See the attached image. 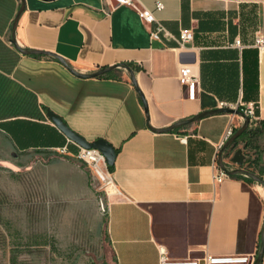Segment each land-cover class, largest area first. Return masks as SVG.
I'll use <instances>...</instances> for the list:
<instances>
[{
    "label": "crops",
    "instance_id": "0c3cea01",
    "mask_svg": "<svg viewBox=\"0 0 264 264\" xmlns=\"http://www.w3.org/2000/svg\"><path fill=\"white\" fill-rule=\"evenodd\" d=\"M136 6L152 10L169 36L151 38L153 23L114 0H0V164L32 171L55 236L64 228L58 239L66 241L68 264H158L159 245L173 258L257 254L264 130L260 146L238 142L222 151L232 168L237 148L249 152V169L263 182L237 175L216 181V144L229 124L242 125L241 115L214 112L167 131L151 127L241 102H253L264 123V0ZM182 29L192 39L180 45ZM183 65L197 77L193 96L178 78ZM47 110L87 141L103 138L114 147L111 185L97 186ZM63 145L68 151L58 152Z\"/></svg>",
    "mask_w": 264,
    "mask_h": 264
},
{
    "label": "rangeland",
    "instance_id": "374dc122",
    "mask_svg": "<svg viewBox=\"0 0 264 264\" xmlns=\"http://www.w3.org/2000/svg\"><path fill=\"white\" fill-rule=\"evenodd\" d=\"M54 222L46 196L33 184L32 171L0 164V264L70 263L66 241L58 239L64 228L55 236Z\"/></svg>",
    "mask_w": 264,
    "mask_h": 264
},
{
    "label": "built area",
    "instance_id": "2783aa9c",
    "mask_svg": "<svg viewBox=\"0 0 264 264\" xmlns=\"http://www.w3.org/2000/svg\"><path fill=\"white\" fill-rule=\"evenodd\" d=\"M118 4H123L127 6L134 7L138 12V15L146 22L153 23V27L150 29V37L157 39L162 36H169V32L164 27V25L158 21L154 15L153 11L146 8H138L136 6V0H114ZM162 3L160 1L155 2V9L159 10L162 8ZM192 39V31L190 29H182L179 32L176 40L180 45ZM238 43V40H236ZM255 43L258 48L263 47V39L260 35L256 37ZM179 81L186 85L190 90V96H193V88L197 82V77L191 70L186 66L179 67L178 74ZM227 106L225 103H220V107ZM239 110L242 115L247 116L252 124L257 120L256 106L253 102L249 103H239L233 107ZM235 127L229 124L226 128L223 136L216 144V156L218 159V154L223 147L226 140L233 134ZM76 150L73 152V156L77 160L85 164L91 171L92 175L97 179L102 187L112 184V172L106 164L103 153L96 148H86L76 144ZM56 150L60 153H66L68 151L66 145L56 147ZM222 156V153H221ZM222 168L218 162L215 163L214 179L216 181H221L225 177L231 176L227 170L232 169L231 165L226 162ZM256 253L250 255H213V254H203L201 257H183V258H173L168 255L166 249L159 245L158 246V264H253Z\"/></svg>",
    "mask_w": 264,
    "mask_h": 264
},
{
    "label": "water",
    "instance_id": "95a60500",
    "mask_svg": "<svg viewBox=\"0 0 264 264\" xmlns=\"http://www.w3.org/2000/svg\"><path fill=\"white\" fill-rule=\"evenodd\" d=\"M22 9V5L20 6L19 10L16 12L13 21H12V25H11V30H12V36H11V41L13 43L14 42V29H15V25H16V21L18 18V15L20 13ZM19 50L21 52L24 53H30V52H36L34 50H27V49H23L18 47ZM107 69H109V67L106 68H102L96 72L93 73H89V74H82L83 76H95V75H99L103 72H105ZM222 111H233L238 113L239 115H241L243 117V123L240 127H238V129L226 140V142L224 143L223 147L221 148V150L219 151L218 154V159L217 162L218 164L222 167H224V163L222 160V156L221 153L222 151L234 140L236 139L241 133L242 131L247 127L248 123H249V118L247 116L242 115V113L239 110L236 109H229L227 107H220V108H215V109H210V110H206V111H202L196 115H194L191 119L188 120H180L177 122H174L173 124H171L168 127H163V128H155V127H151L152 130L154 131H167L175 126H178L180 124L186 123L190 120L193 119H197L199 117H202L204 115L210 114V113H214V112H222ZM46 115L48 116V118L54 123V125L56 127H58L63 133L64 135L71 140L72 142L76 143L79 146L82 147H86V148H96L98 150H100L105 158L106 164L107 165H111L114 161V157H115V150L114 147L108 143L105 139L103 138H97L95 140L92 141H87L86 139H84V137H82L81 135H79L78 133H76L75 131H73L64 121L63 119L57 115L56 113H54L51 110H47L46 111ZM231 161L233 163H235L238 167L237 168H232L230 170H227V172L231 175V174H236V173H242L244 175H248L250 177H252L254 180L258 181V182H263L261 177H259L257 174L253 173L252 171L241 167L243 165V161H244V155L241 153V149L237 148L235 150V152L231 155L230 157ZM261 247L260 250L258 251L256 257H255V262L253 264H256L262 257V252H263V241H264V231L262 232L261 235Z\"/></svg>",
    "mask_w": 264,
    "mask_h": 264
},
{
    "label": "trees",
    "instance_id": "16d2710c",
    "mask_svg": "<svg viewBox=\"0 0 264 264\" xmlns=\"http://www.w3.org/2000/svg\"><path fill=\"white\" fill-rule=\"evenodd\" d=\"M173 128H171V129H173ZM171 129H169V130H171ZM236 130L237 129H235L234 132ZM263 130H264V123L262 121H259V120L255 121L254 124H252V122L249 121L247 127L242 131V133L236 139H234L227 147L230 148V149L236 148L238 142H242L243 148L254 147L255 146L254 144L257 141L258 136L261 134V132ZM248 153L246 152L247 155L244 157V161L243 162H245L246 168H248V170H250V171H252L254 173L253 169H249V164L251 162V159H250V155ZM108 168L110 170H112L113 164L108 165ZM231 175L244 176V177H246L249 180H254L252 177H250L248 175L241 174V173H236V174H231ZM257 175L259 177H261L259 174H257ZM254 262H255V260H254ZM260 262H261V259L256 264H260Z\"/></svg>",
    "mask_w": 264,
    "mask_h": 264
}]
</instances>
